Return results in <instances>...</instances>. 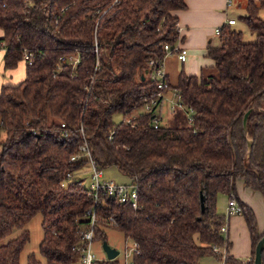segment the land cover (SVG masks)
Returning a JSON list of instances; mask_svg holds the SVG:
<instances>
[{"label": "trees", "instance_id": "obj_1", "mask_svg": "<svg viewBox=\"0 0 264 264\" xmlns=\"http://www.w3.org/2000/svg\"><path fill=\"white\" fill-rule=\"evenodd\" d=\"M186 6L185 0H0L5 68L25 60V51L33 54L26 77L0 90V264H21L30 239L25 227L37 213L45 264L77 263L93 205L79 175L87 159L71 160L84 144L103 169L116 166L138 184L137 209L102 196L95 237L103 227L121 230L139 244L135 264H200L207 255L254 264L264 232L236 182L264 194V0H249L241 17L256 40L223 24L220 43L208 47L214 66L200 75L182 70L177 85L169 83L184 104V120L155 127L157 110L144 111L158 91L149 61L163 62L164 45L175 46L174 11ZM70 55L78 56L75 65ZM68 172L73 178L63 185ZM221 193L242 208L249 259L215 251L231 245L220 230ZM15 228L21 232L7 239ZM27 264L42 262L33 253Z\"/></svg>", "mask_w": 264, "mask_h": 264}, {"label": "crops", "instance_id": "obj_2", "mask_svg": "<svg viewBox=\"0 0 264 264\" xmlns=\"http://www.w3.org/2000/svg\"><path fill=\"white\" fill-rule=\"evenodd\" d=\"M187 6L184 9L175 10L178 16L179 42L180 47L187 49V57L182 61L176 51L167 53L163 60V70L166 73L171 86H176L182 70L187 74L200 75L205 67H212L215 64L213 58L208 55V47L216 46L220 43V34L216 32L217 27L227 23L230 18L242 20V16L247 13V3L249 0H185ZM263 14V12H261ZM242 22H244L242 20ZM237 28V27H236ZM3 30L0 29V36ZM5 48L0 49V90L4 84L18 83L26 77V61L21 60L15 67L6 69L4 66ZM25 69H18L21 66ZM171 89V92L168 91ZM173 95L178 97L176 90L169 87L163 92L162 101L157 108H160V118H163V105L165 101H172ZM183 111L172 106L169 113L164 114L168 123L164 120L160 123L164 125H174L183 121ZM183 119V120H182ZM236 190L239 199L251 206L256 214L259 230L264 232V194L258 190L248 187L243 179L236 182ZM229 196L221 193L218 196L217 207L221 214L226 216ZM227 239L231 243L228 253L243 259H249L252 252V239L248 224L243 214H235L227 220ZM208 256V255H207ZM212 256V255H211ZM214 256V255H213ZM205 257V256H204ZM201 258L200 264H202Z\"/></svg>", "mask_w": 264, "mask_h": 264}, {"label": "built area", "instance_id": "obj_3", "mask_svg": "<svg viewBox=\"0 0 264 264\" xmlns=\"http://www.w3.org/2000/svg\"><path fill=\"white\" fill-rule=\"evenodd\" d=\"M236 22V19L230 18L227 20V23L233 24ZM216 32L220 34L221 27L216 28ZM179 39L175 46H172L170 43H166L164 45L166 54L176 51L178 53V57L184 61L187 57V49L184 47H180L178 45ZM3 45V44H2ZM32 52L25 51L24 52V59L27 60L29 63H32ZM70 63L74 65L78 62V56L70 55L68 57ZM149 66H155L150 68L151 77L157 83L158 91L152 96L147 99L144 105V111H152L160 106V99L163 97V92L169 88V82L167 80V76L165 71L163 70V62L157 59H151L149 61ZM179 101L173 104L174 110L176 108L181 109L184 108V104L181 102L179 94H178ZM133 116H128L125 118V122H131ZM189 122H192V116H188ZM160 124V119H156L154 121L155 127H158ZM64 125V124H63ZM36 132V130H33ZM81 157H85L87 159L88 170H89V178L90 184L88 185V194L93 200V205L88 209L87 215H89V228L83 233L82 236V247H81V255L76 264H106L108 261H112L117 259L118 264H135V256L138 253L139 244L132 240V238H126V245L122 251H119L118 255L115 258L109 259L107 257H98L96 256L93 250V242L95 239V229L97 225L98 215H97V208L102 202V196L107 195L110 197H117L121 202L130 201L131 205L134 209H137L139 205L138 200V184L134 181H130L128 183L124 182H117L105 177L104 169L99 166L98 162L94 159L93 155L91 154V150L87 144L80 146V153L75 154L71 157V160H78ZM73 178V173L68 172L66 176V180L63 181V185L70 181ZM235 214H242V208L234 195L229 197L227 212L225 216V222L221 226V232L227 238L228 234V226L227 220L229 217ZM108 220L111 223L114 222L113 216H108ZM216 252H221L222 257L226 258L228 255V249L226 246H216L214 247Z\"/></svg>", "mask_w": 264, "mask_h": 264}, {"label": "rangeland", "instance_id": "obj_4", "mask_svg": "<svg viewBox=\"0 0 264 264\" xmlns=\"http://www.w3.org/2000/svg\"><path fill=\"white\" fill-rule=\"evenodd\" d=\"M235 26L242 30L243 32V36L244 39L247 41H253L256 40V33H254L249 26L245 23L242 22L241 19L238 20V23L235 24ZM3 47H0V49H2ZM18 69H25V66H21ZM168 91L171 92V89H169ZM176 101L178 102L179 99L177 96L173 95V100L172 101H165L164 105H163V118H160V121L162 122V120H164V124H167V118L165 117L164 114L166 113H170L172 110V106L174 103H176ZM142 110V109H141ZM158 113L161 115L160 113V108L158 110ZM189 115H193V111L189 110ZM123 118V114L122 113H116L114 115V120L116 123H119ZM163 124V125H164ZM89 170H88V164H85L79 172V175L83 177V182L85 185H89L90 184V178H89ZM104 174L105 177L117 182H124V183H128L131 181V179L124 173H122L121 171L118 170V168L116 166H109L107 168L104 169ZM228 204H225V206H227ZM42 222H43V214L42 213H37L27 224L26 227L29 232H30V239L29 241L25 244L22 252H21V264H27V259L28 256L30 254H35L36 257L38 259L41 260L42 264L46 263V259L43 256V254H41L40 252V243L42 241V238L44 236V229L42 226ZM104 231H103V236H98L95 237L94 242H93V250L96 254V256L98 257H107V252L105 251L104 247H103V242L107 241L111 246L116 247L119 251H122L125 248L126 245V236L124 235V233L119 230L116 227H112V226H108V227H103ZM21 232L20 229L15 228L12 233L7 237V239L13 238L15 236H17L19 233ZM219 255H222L221 252H216ZM202 264H223V261L220 260L219 258H217L216 256H205L204 259L201 262Z\"/></svg>", "mask_w": 264, "mask_h": 264}, {"label": "water", "instance_id": "obj_5", "mask_svg": "<svg viewBox=\"0 0 264 264\" xmlns=\"http://www.w3.org/2000/svg\"><path fill=\"white\" fill-rule=\"evenodd\" d=\"M249 115V111L246 113L244 122H245V128L247 125V117ZM202 209L204 210V197L202 196ZM103 247L105 251L107 252V256L109 259L115 258L119 250L116 247L111 246L107 241L103 242ZM263 250H264V234L258 241L256 245V250H255V257H254V264H263Z\"/></svg>", "mask_w": 264, "mask_h": 264}, {"label": "bare ground", "instance_id": "obj_6", "mask_svg": "<svg viewBox=\"0 0 264 264\" xmlns=\"http://www.w3.org/2000/svg\"><path fill=\"white\" fill-rule=\"evenodd\" d=\"M223 26V25H222Z\"/></svg>", "mask_w": 264, "mask_h": 264}]
</instances>
